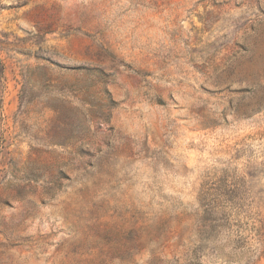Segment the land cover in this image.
Returning a JSON list of instances; mask_svg holds the SVG:
<instances>
[{"label": "rangeland", "instance_id": "1", "mask_svg": "<svg viewBox=\"0 0 264 264\" xmlns=\"http://www.w3.org/2000/svg\"><path fill=\"white\" fill-rule=\"evenodd\" d=\"M0 264H264V0H0Z\"/></svg>", "mask_w": 264, "mask_h": 264}]
</instances>
